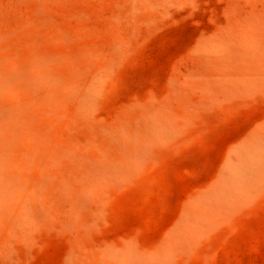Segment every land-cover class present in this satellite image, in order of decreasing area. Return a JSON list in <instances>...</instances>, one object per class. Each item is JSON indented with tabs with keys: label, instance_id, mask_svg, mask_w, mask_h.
<instances>
[{
	"label": "rangeland",
	"instance_id": "rangeland-1",
	"mask_svg": "<svg viewBox=\"0 0 264 264\" xmlns=\"http://www.w3.org/2000/svg\"><path fill=\"white\" fill-rule=\"evenodd\" d=\"M0 264H264V0H0Z\"/></svg>",
	"mask_w": 264,
	"mask_h": 264
}]
</instances>
